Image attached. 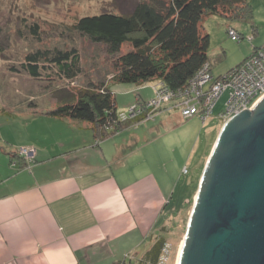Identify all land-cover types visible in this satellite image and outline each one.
<instances>
[{"label": "crops", "instance_id": "obj_1", "mask_svg": "<svg viewBox=\"0 0 264 264\" xmlns=\"http://www.w3.org/2000/svg\"><path fill=\"white\" fill-rule=\"evenodd\" d=\"M253 12L252 6L251 21L225 27L248 35L245 23L252 25L248 55L264 46ZM136 100H144L141 93ZM51 109L33 114L38 125L49 124L44 136L31 137L35 158L28 167L0 140V264L137 260L145 251L136 259L135 251L162 231L173 188L166 164L152 151L159 137L147 132L146 121L97 142L89 124L53 117ZM178 115L164 110L153 119L170 125Z\"/></svg>", "mask_w": 264, "mask_h": 264}, {"label": "rangeland", "instance_id": "obj_2", "mask_svg": "<svg viewBox=\"0 0 264 264\" xmlns=\"http://www.w3.org/2000/svg\"><path fill=\"white\" fill-rule=\"evenodd\" d=\"M133 1L0 0V140L2 146L9 151H15L16 155L21 147L35 148V140L31 137H35L36 134L44 136L43 130L47 129L49 121H41L45 122L42 124H46V127L38 125L37 122L40 120L35 119L33 114L44 113L45 110L56 106L58 101L51 94V89L55 87L76 91L86 87L89 82L98 85L107 84L115 91L118 109L125 113L138 106L136 98L140 93L146 102L155 98L156 92L163 93L161 92L163 86L158 80L149 81L141 87L128 83H113L115 56L108 52L105 45L92 43L74 27L78 20L86 15L100 14L105 11H129ZM248 1L253 6L255 21L264 31V0ZM228 21L229 19L220 15H208L203 22L209 35L208 56L213 64L212 72L215 75H222L228 70L227 73H232L234 69H240L248 64V61L257 56L259 58L261 54L258 53L264 51L263 46L254 49L248 55L247 53L252 49L250 41L254 28L251 24L245 23L248 35L242 32L244 38L232 41L225 28L226 23H230ZM35 25H37L36 34L31 29ZM52 49L77 50L81 73L72 82L66 83L56 78L51 71L42 72L41 78L36 79L22 70L21 64L25 62V56L37 50ZM129 49L131 45L126 42L122 45L121 53ZM246 55L248 56L245 57ZM257 63L260 61L257 60ZM207 73L210 74L209 70ZM226 99V94L221 96L212 117L204 123L197 116L185 120L179 108L182 103L174 98L161 102L159 106L153 105L151 110L156 114L164 110H175L176 114L180 115L178 119L172 118L170 125H164L159 118L147 121L145 125L148 133L159 137L156 145L152 144L154 145L152 151L159 154L160 163L166 164L174 182L169 202L165 207L164 216H167V220L162 231H155V234L151 236L152 240L149 237L146 243L135 251V259L151 247V241L156 235L165 237L169 245L170 253L166 264H176L199 178L212 144L223 125V122H220L215 115L223 109ZM142 111L147 112L145 109ZM142 128L135 130L138 129L140 132ZM23 163L24 167H28L25 161ZM154 166L151 165L152 168ZM146 169L148 172V168ZM163 186L167 187L168 183L165 182ZM129 258L128 256L125 259V264H129Z\"/></svg>", "mask_w": 264, "mask_h": 264}, {"label": "trees", "instance_id": "obj_3", "mask_svg": "<svg viewBox=\"0 0 264 264\" xmlns=\"http://www.w3.org/2000/svg\"><path fill=\"white\" fill-rule=\"evenodd\" d=\"M133 2L129 11H105L86 15L80 18L74 27L92 43L105 45L108 52L115 56L113 83L139 86L158 80L163 89L175 95V100L180 99V95L189 89L204 69L209 70L212 81L219 80L229 71L222 75H214L212 72L213 64L208 56L209 35L203 26L205 18L208 15H220L229 19L230 23L252 20V6L248 0ZM31 29L34 34L37 33V25ZM226 31L228 36L230 31L237 34L238 38L232 41L244 38L242 32L234 28L227 27ZM126 42L130 43L131 49L121 53L122 45ZM21 68L36 79L41 78L42 72L51 71L56 78L66 83L72 82L81 73L80 58L76 49L37 50L25 56ZM209 87L207 82L202 89L206 91ZM51 91L58 103L48 114L89 124L97 142L151 120L156 115V112L151 110L152 107L146 106L145 100L137 101L138 106L135 108L140 110L136 111L134 117H130V109L128 113L120 111L116 95L107 84L89 82L86 87L76 91L56 87ZM224 94L228 98V91ZM193 95L194 93H191V97ZM190 102L199 106L194 100ZM197 117L201 119L200 115ZM21 161L24 166L22 158ZM165 250H170L166 238L158 236L148 250L137 260H129V264H159L166 255ZM113 264L125 262L122 260Z\"/></svg>", "mask_w": 264, "mask_h": 264}, {"label": "water", "instance_id": "obj_4", "mask_svg": "<svg viewBox=\"0 0 264 264\" xmlns=\"http://www.w3.org/2000/svg\"><path fill=\"white\" fill-rule=\"evenodd\" d=\"M176 264H264V93L219 130Z\"/></svg>", "mask_w": 264, "mask_h": 264}, {"label": "built area", "instance_id": "obj_5", "mask_svg": "<svg viewBox=\"0 0 264 264\" xmlns=\"http://www.w3.org/2000/svg\"><path fill=\"white\" fill-rule=\"evenodd\" d=\"M229 37L231 40L238 38L237 34L233 31L229 32ZM258 54H261L262 57L257 58V56L254 58L255 60L248 61V64L242 68L234 69L232 73L225 74L217 81H212L211 75L207 73L208 69H204L191 83L189 89L179 97V102L181 101L180 103H182L179 106L182 117L187 119L200 115L203 122L208 121L212 117L215 103L226 91H228L227 101L223 110L216 115L220 122L224 123L245 108H250L253 102L264 93V51H260ZM257 60L260 63H257ZM207 82L210 87L208 90L203 91L202 87ZM161 92L163 93L156 92L155 98L148 101L146 106L154 107V104L159 106L161 102L167 101L169 98L177 99L175 95L163 88H161ZM191 93H194L192 97ZM192 100L197 102L199 106L191 104L192 102L190 101ZM139 110L133 108L129 111L130 117H134ZM18 156L29 166L34 161L35 150L30 147H21L18 149ZM165 252L166 255L161 259L159 264H166L170 251L165 250Z\"/></svg>", "mask_w": 264, "mask_h": 264}, {"label": "bare ground", "instance_id": "obj_6", "mask_svg": "<svg viewBox=\"0 0 264 264\" xmlns=\"http://www.w3.org/2000/svg\"><path fill=\"white\" fill-rule=\"evenodd\" d=\"M178 258V257H177Z\"/></svg>", "mask_w": 264, "mask_h": 264}]
</instances>
